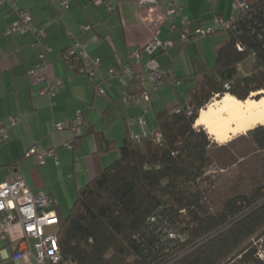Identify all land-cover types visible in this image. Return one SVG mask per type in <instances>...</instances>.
I'll return each mask as SVG.
<instances>
[{"label": "crops", "instance_id": "1", "mask_svg": "<svg viewBox=\"0 0 264 264\" xmlns=\"http://www.w3.org/2000/svg\"><path fill=\"white\" fill-rule=\"evenodd\" d=\"M62 1L15 0L17 8L29 11L35 26L44 30L40 46L35 45L37 36L33 32L7 33L18 13L9 2L0 6V127L11 117L20 116L19 122L8 128V137L0 141V183L21 177L33 192L56 198L57 213L67 215L77 189L119 156L117 148L98 153L97 139L94 134L86 135L88 129L104 131L117 147L123 144L127 130L140 136L156 132V114L186 99V82L195 72L213 66L214 44L223 39V34H217L183 44V28L195 32L200 27H217L218 16L230 19L235 14V0H175L182 7L174 26L152 2L141 7L137 0H104L100 4L94 0H68V8L62 9ZM164 5L169 7V1ZM184 15L187 21L183 20ZM157 32L160 39L172 40L173 46L160 48L153 56L143 53L138 62L135 50L152 41ZM77 43L100 59L94 78L104 86V95H97L88 76L64 60V51ZM45 49L42 59L40 54ZM116 65L129 66L137 75L159 68L180 83L167 82L149 105H125L123 86L117 76L109 73ZM106 78L110 85L104 82ZM60 80L63 85L55 95L43 92L51 82ZM80 112L84 115L82 139L77 140L70 129H57V123L73 121ZM139 114H144L145 126H128V120ZM109 115L113 121L107 127ZM69 141L73 148L65 146ZM35 144L55 149L58 163L54 157L42 163L38 154L27 155ZM56 227L46 230L53 232ZM32 240L29 260L36 264ZM25 245L18 236L0 242L1 259L15 263L13 254Z\"/></svg>", "mask_w": 264, "mask_h": 264}, {"label": "trees", "instance_id": "2", "mask_svg": "<svg viewBox=\"0 0 264 264\" xmlns=\"http://www.w3.org/2000/svg\"><path fill=\"white\" fill-rule=\"evenodd\" d=\"M248 1L249 14L214 34L226 38L214 44L213 66L191 75L184 101L156 114L160 139L148 133L136 141L127 130L117 147L104 131L88 129L86 135L97 139L98 153L117 148L119 156L77 189L67 215L58 212L62 258L47 264H230L235 258L254 259L264 240V183L212 209L201 182L218 144L196 126L201 109L215 96L245 101L264 90V0ZM250 56L254 67L242 75L240 66ZM71 66L77 71L82 67L80 61ZM134 85L138 91L144 88L137 80ZM112 121L109 115L107 127ZM247 136L264 150V124Z\"/></svg>", "mask_w": 264, "mask_h": 264}, {"label": "built area", "instance_id": "3", "mask_svg": "<svg viewBox=\"0 0 264 264\" xmlns=\"http://www.w3.org/2000/svg\"><path fill=\"white\" fill-rule=\"evenodd\" d=\"M141 7H145L149 2H152L156 7L160 8L167 20L172 22L173 26L175 16L179 13V9L182 5L177 4L175 0H137ZM169 1L170 6L165 7L164 3ZM9 2L12 6V10L18 13V18L12 22L6 29L7 33L13 32H33L37 36L35 45L40 46V38L45 35L44 30L38 28L34 24L31 13L25 9H18L15 0H0V6ZM95 3H103L104 0H94ZM62 9L68 8V0L61 2ZM235 14L230 19H225L218 16L215 20V26L200 27L195 32H191L188 28H183L182 43L186 44L193 39L206 38L213 36L217 30L230 28L233 23L240 17L249 14L251 7L248 0H235ZM110 9H114L111 5ZM183 20L187 21L188 17L183 16ZM159 32H157L152 41L143 47L135 50V56L138 62L142 61L143 53L148 56H153L158 49L167 50L173 46V41L170 39L162 40L159 38ZM240 50L243 46L238 44ZM47 49H45L40 57L45 58ZM64 60L71 64L74 61L81 62L80 71L86 74L91 82L94 83L96 94L104 95L106 90L101 84V81H95V69L101 65V61L98 58L92 57L87 50L82 48L80 44H75L64 51ZM34 69L31 73H34ZM111 76H117L122 89V101L125 105H138L146 106L152 101L153 95L158 92L167 82L171 84H179L180 80L177 78H170L168 72L159 68L151 70H145L142 74L137 75L129 66H122L120 70L115 67L109 69ZM137 80L144 84V88L138 91L134 85V81ZM104 82L110 85V79L106 78ZM63 85L60 80L58 82H51L47 87L43 89L50 95H55L58 92L59 87ZM192 108L188 113H192ZM20 120V116L11 117L8 122L0 127V141L5 140L8 137V128L17 124ZM84 122V115L82 112L78 113L76 119L69 122H59L56 124L57 129L64 130L70 129L76 135L82 134L81 125ZM135 123L145 126L146 119L144 114H139L136 117L128 120V125L132 126ZM155 137L160 139V133L154 132ZM134 140L140 141L141 137L138 134L131 133ZM65 146L73 148V142H66ZM38 154L42 163L46 162L49 157H54L58 163V153L55 149H43L40 144H35L29 149L27 155ZM0 242L7 241L9 239H15L18 236L22 242H25L23 249H18L13 254V259L16 264H22L23 261L30 262L31 250L30 239H36V264H47L48 261L57 262L62 258L61 250L57 240L56 232L58 230L59 215L56 207L58 201L56 198L47 195L43 192H33L25 183V181L18 177L14 180H8L0 183ZM49 226H57V229L53 232H47L46 228ZM19 228V229H17Z\"/></svg>", "mask_w": 264, "mask_h": 264}, {"label": "rangeland", "instance_id": "4", "mask_svg": "<svg viewBox=\"0 0 264 264\" xmlns=\"http://www.w3.org/2000/svg\"><path fill=\"white\" fill-rule=\"evenodd\" d=\"M225 38L226 35L223 34V39ZM253 67L254 59L250 56L241 64L239 72L242 75H248L251 73ZM260 95V99H262L264 93ZM256 96L253 95V97ZM220 97L215 96L203 110L218 109V106H213V104L219 101ZM215 115L218 114L210 116L213 117ZM258 125L249 122L245 130L232 135L224 142L218 141L210 133V128L205 124L196 125L197 128L204 127L209 132L212 140L218 144V147L212 149L213 162L207 169L205 179L201 182L203 188L206 190V200L212 209H218L227 198L246 192L254 186L264 183V150L259 149L251 137L247 136V132ZM67 213L68 211L65 212V214ZM56 228L54 229L56 230ZM35 242L37 241L33 239L31 243L36 245ZM257 247L258 250L253 260L240 262L239 258H235L230 264H258L254 260H256V256L264 260V240H261ZM0 264L15 263L12 260H2L0 257Z\"/></svg>", "mask_w": 264, "mask_h": 264}, {"label": "bare ground", "instance_id": "5", "mask_svg": "<svg viewBox=\"0 0 264 264\" xmlns=\"http://www.w3.org/2000/svg\"><path fill=\"white\" fill-rule=\"evenodd\" d=\"M264 90H261L257 96L263 94ZM233 97L229 94L225 95ZM221 97L219 101L213 104L218 106V109H209L205 111L202 109L197 124L206 125L210 128V133L221 142L227 141L232 135H236L246 129L249 122L254 125L264 124V100L256 97L248 98L247 103L240 101L237 105L233 101H225L224 97ZM237 100V99H236ZM220 109H226V111H219ZM218 114L213 117L210 115ZM231 115V119L228 116ZM205 122L200 123L201 120Z\"/></svg>", "mask_w": 264, "mask_h": 264}, {"label": "snow or ice", "instance_id": "6", "mask_svg": "<svg viewBox=\"0 0 264 264\" xmlns=\"http://www.w3.org/2000/svg\"><path fill=\"white\" fill-rule=\"evenodd\" d=\"M252 95H257L256 93H253ZM225 101H233L235 104L239 105L240 104V101L239 100H236L234 97H228V96H225L224 97ZM245 103H247V101H245ZM261 103H264V100L261 101ZM219 111L223 112V111H226V109H220ZM231 115L228 116V119H231ZM205 122V120H201L200 123H203ZM3 205H0V207H2Z\"/></svg>", "mask_w": 264, "mask_h": 264}]
</instances>
